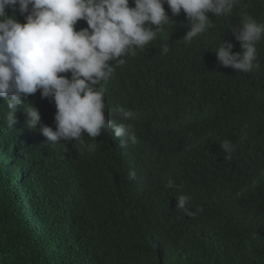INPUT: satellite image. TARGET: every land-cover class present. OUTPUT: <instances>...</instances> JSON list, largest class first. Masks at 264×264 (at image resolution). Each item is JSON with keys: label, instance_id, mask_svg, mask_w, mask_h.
<instances>
[{"label": "trees", "instance_id": "16d2710c", "mask_svg": "<svg viewBox=\"0 0 264 264\" xmlns=\"http://www.w3.org/2000/svg\"><path fill=\"white\" fill-rule=\"evenodd\" d=\"M164 7L174 24L104 83L106 119L130 125L135 144L122 147L114 127L82 136L94 151L45 142L39 128L55 130L50 98L28 97L41 114L36 130L21 108L8 128L0 98V264H264V39L250 73L221 66L211 50L229 41L239 52L232 29L245 15L264 23V0L208 13L212 27L190 43L183 11ZM179 195L194 217L175 207Z\"/></svg>", "mask_w": 264, "mask_h": 264}, {"label": "clouds", "instance_id": "9594fccd", "mask_svg": "<svg viewBox=\"0 0 264 264\" xmlns=\"http://www.w3.org/2000/svg\"><path fill=\"white\" fill-rule=\"evenodd\" d=\"M131 4L129 0H0V98L9 110L8 128H15V112L21 108L26 113V126L37 129L41 114L28 97L39 91L56 108L55 130L47 125L39 128L45 142L75 140L82 148L94 151L95 144L86 145L82 136L95 139L114 127L122 147L128 142L135 144L137 138L130 125H113L106 119L104 83L116 67L126 63L125 57L135 56L136 50L155 40L165 25L174 24L165 4L173 16L183 11L189 21L183 38L190 43L212 27L208 13L231 15L237 0H131ZM8 9L14 14L9 15ZM16 12L24 17L23 23L17 20ZM80 20L86 21L87 27L77 30ZM232 35L239 41L240 51L233 52L231 42L220 41L211 49L218 63L242 73L258 69L257 44L264 39V23L245 15ZM168 52L164 44L162 54ZM116 111L125 119L134 116L123 107ZM219 146L224 158L231 160V141L224 140ZM175 198L178 210L190 217L196 215L188 207L187 195Z\"/></svg>", "mask_w": 264, "mask_h": 264}]
</instances>
